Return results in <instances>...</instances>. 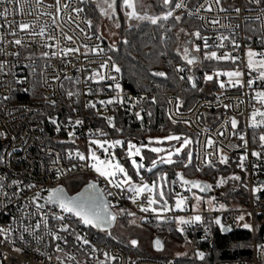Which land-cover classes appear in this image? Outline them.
<instances>
[{
    "label": "built area",
    "instance_id": "obj_1",
    "mask_svg": "<svg viewBox=\"0 0 264 264\" xmlns=\"http://www.w3.org/2000/svg\"><path fill=\"white\" fill-rule=\"evenodd\" d=\"M81 1L84 0H59V4L57 0H8L0 3V63L4 65L0 69V134H4L0 135V156L3 157V161H0V177L3 178L0 179V184H3L0 190V227L11 226L13 229L8 240L0 235V264H100L101 261L105 264H179L176 257L152 258L127 252L119 245L104 240L94 228L78 224L76 218L68 214H64V223H70L69 231L58 232L61 222L52 217L61 214L60 210L54 205L45 204L44 197L48 195V189L65 186V181L78 176L92 180L112 206L111 211L116 213V219L130 218L127 213L132 212L135 213L132 217H140L141 222L173 224L175 216L188 219L195 214L201 215V223L184 226V233L179 234L192 244L187 258L196 257V251L203 252L205 256L211 252L217 241L215 228L218 227L214 221L219 215L222 222L232 229L250 224L251 230L247 229L250 234L249 258L212 264H264V230L260 231L264 226V216L260 218L264 215V146L259 140L261 133L264 134V125L259 123L262 118L257 115L258 126H251L253 111L264 112V104L256 98L257 91H264V82L258 78L257 71L249 75L246 60L249 49L264 53V43L261 42L264 38V0L260 4L255 0H221L219 5L215 0H182L184 7L179 9L174 8V3L180 0H173V16H185L196 21V32L206 37L209 45L205 49L204 40L193 35L192 45L195 48L199 45L200 51H192L190 55L199 59L192 65L169 62L170 73L181 86L176 90L167 87L162 90L126 88L127 81L123 79L122 71H111V63L115 62L109 53L111 44H103L99 35L92 32ZM235 7L241 11H233ZM4 8L8 9L6 16L3 15ZM221 8L226 11H220ZM22 23L28 24L29 28L22 30L19 27ZM222 37L227 39L221 40ZM16 39L21 40L20 45L14 43ZM233 41L240 47H234ZM205 51H215L218 57L227 55L238 59L234 62L231 59H215L225 61V66L203 71L200 82L205 95L184 109V100L179 97L181 89L189 76L188 71L200 64ZM103 62L109 63L108 69H100ZM177 68L184 71L178 72ZM235 70L243 73V86L236 85L235 78L229 82L226 75H215ZM96 71L106 77L115 76L116 79L106 78L96 82L99 79L93 75ZM206 74L213 76V80L206 82ZM250 78L255 81L252 88L247 85ZM117 83L119 90L115 87ZM221 83L224 84L223 88L220 87ZM69 92L73 95L69 96ZM5 96L9 99L4 100ZM159 96L165 97L168 118L186 125L194 136L195 143L188 150L192 153L191 162H187L199 170L220 165L232 167L235 175L240 177L237 183L244 190L245 204H240L238 200L228 202L215 199L210 207H203L195 213H144L133 206L131 193L126 190L121 192L93 173L90 159L81 161L76 157V152L88 157L89 148L93 147L90 141L95 138H121L125 143L123 137L112 136L115 130L116 134L121 133L118 122H127L133 128L149 129L150 124L145 120L149 113L147 108L155 105ZM177 98L180 100L179 108L176 106ZM109 99H114V102L99 103ZM119 100L123 103L117 102ZM90 102L96 107H88ZM136 112H140L142 120L136 118ZM107 117L113 118L114 127L109 126ZM233 118L237 121L236 129L231 126ZM52 119L59 125V131L57 124L51 123ZM76 120L82 123L77 125ZM70 132L72 136H69ZM240 135L245 136L246 146L239 139ZM149 139L146 137L143 142ZM209 139L213 141L210 147L207 145ZM253 151L260 153V156H253ZM9 152L11 156L7 155ZM241 155H246L243 169L239 166ZM220 156L228 158L226 163L220 162ZM116 158L120 159L119 155ZM209 160L211 166H208ZM57 170L63 173L59 178ZM176 173L173 174L174 182L179 184ZM141 176L143 182L147 181L146 176ZM136 179L140 182V177ZM260 180L262 183H259ZM12 181H18V186L13 185ZM28 185L35 187L29 188ZM254 188L259 191L254 193ZM5 192L11 197L10 202L4 196ZM37 192L40 193L37 203L43 205L41 209L30 203ZM42 215L48 221L47 227L40 219ZM241 215L244 219L238 220ZM37 221L41 225L38 230L35 229ZM25 228L28 231H24ZM205 228L208 229L207 234ZM49 232L60 235L61 239L54 240ZM194 232L197 233L196 241L201 244L199 250L194 249ZM75 234L88 239L90 245L81 244L75 239ZM57 245L60 251L56 250ZM92 246L98 251L93 252ZM16 248L21 251H15ZM105 252L115 259L106 261Z\"/></svg>",
    "mask_w": 264,
    "mask_h": 264
},
{
    "label": "trees",
    "instance_id": "obj_2",
    "mask_svg": "<svg viewBox=\"0 0 264 264\" xmlns=\"http://www.w3.org/2000/svg\"><path fill=\"white\" fill-rule=\"evenodd\" d=\"M97 0H85L81 1L86 18L91 21L90 28L93 33H97L101 38L103 44L108 45V41L105 39L101 31L99 30L100 19L102 18V12L99 8ZM137 5V11L141 14L159 16L166 12L168 8L163 6L162 0H135ZM118 5L121 0H117ZM116 20H118L120 27L117 28V40L110 46L109 53L114 61L120 66L122 76L126 83V88H144V89H167L176 90L181 87L175 80L173 73H170L169 62L175 61L182 65L187 63L179 56L177 52L179 44V36L181 33L191 34L198 30L197 22L188 17H181L179 21L175 20V16L170 17L167 21H158L153 25L148 21H132L129 25L124 18V14L121 7L117 6L115 11ZM183 29V31H181ZM127 41L125 44L124 41ZM226 62L221 60H206L202 59L198 66H195L192 70L188 71V75L193 77L196 83V88H193L191 83L188 82V77L183 84L179 97L184 100V109L190 107L192 103L201 96H204V90H201L200 77L204 70L214 68L220 69L225 66ZM188 69V68H187ZM164 72L165 76H154V72ZM148 112L145 120L150 124L149 129L133 128L132 125H128L127 122H118V127L121 129V133L116 134V130L112 133V136H119L125 139V143L129 140H133L135 143L142 142L146 137L155 138L156 136H163L176 133H185L192 138L194 142V136L187 129V126L182 123H173L166 115L165 110V97L159 96L158 102L155 105L148 106ZM160 128V129H159ZM159 129V130H157ZM124 143V144H125ZM195 143V142H194ZM193 143V144H194ZM187 153L189 151L182 152L179 156H176L174 160L176 163L169 165L157 162V166L151 171L147 168L140 169L143 176L147 177L149 181H155V183L161 184L165 197L172 201L176 193V189L181 183L176 184L174 182L173 174L176 171L181 173L184 178L191 180H202L212 185L216 191L215 196H219L221 200L228 202L238 200L240 204H245L244 190L241 185H238L237 180L231 179L235 175L234 169L230 166L220 165L217 168L208 167L197 171V169L187 162ZM191 153V152H190ZM123 151H117V155L120 157L121 163H126L130 168V163L126 162L123 158ZM145 163L147 167L151 165L153 159H157V154L144 150ZM192 154V153H191ZM184 164H188V167H184ZM131 170V174L136 177V174ZM165 177V180L159 179ZM223 179L224 183L217 187V182ZM84 186V185H83ZM82 186V187H83ZM79 188H70L66 186V190L69 193H75L81 190ZM264 215H261L262 218ZM141 224L153 232V235L159 238H163L168 235L179 237V233L173 229L171 222L165 223H149L148 221H142ZM159 226L160 229L157 227ZM171 229V230H170ZM170 230V231H169ZM264 230V226L260 231ZM196 232L193 233L194 249H201V244L196 241ZM216 244L211 249V252L204 256L203 260H196L194 258H176L179 259V264H185L189 262H205L212 264L214 262L232 261L247 259L250 255V234L247 229L233 228V230L222 235L217 228H215ZM102 238L108 241L112 245H119L127 252H132L137 256L161 258L158 254L152 250L139 249L137 244L138 240L135 237L124 241L115 237L113 234L108 236L101 235ZM136 240L135 246L131 245V241ZM164 258V257H162ZM166 259V258H165ZM189 259V260H184ZM191 259V260H190Z\"/></svg>",
    "mask_w": 264,
    "mask_h": 264
},
{
    "label": "snow or ice",
    "instance_id": "obj_3",
    "mask_svg": "<svg viewBox=\"0 0 264 264\" xmlns=\"http://www.w3.org/2000/svg\"><path fill=\"white\" fill-rule=\"evenodd\" d=\"M8 2V0H0V3H6ZM13 2H15V0H13ZM106 4H107V9L106 10H102V14L104 15H109V13H111V15L115 14L116 8L117 6L121 7L124 9V15L126 17L127 20L131 21V20H136V21H148L151 24L155 25L158 23V21H167L170 17L173 16V8H172V4H173V0H162L163 6L168 8V10L166 12L163 13V15L160 16H155V15H148V14H141L140 12L137 11V5L135 0H121V3L118 5L117 0H105ZM216 4L219 5L221 0H215ZM255 2L257 4H260L262 2V0H255ZM57 4H59V0H57ZM184 7V4L182 2V0H180V2H175L174 3V8L179 9ZM208 10L210 11L211 8L209 7ZM75 11L79 12L82 11V9H75ZM220 11H226V9L221 8ZM233 11H235L236 13H239L241 11V9L239 7H235L233 8ZM8 12L7 8H4L3 11V15L6 16ZM111 18V16H110ZM181 19L180 16H176L175 20L179 21ZM201 19H203L201 17ZM89 24V26L91 25V21L87 22ZM213 23H218V21H213ZM22 30L24 29H28L29 25L26 23H22L19 26ZM116 27L119 28L120 24L119 22L116 23ZM181 31H183V29H181ZM43 33V29L41 30V34ZM14 34V33H13ZM192 35H194L197 39H203L204 40V45L203 47L205 49H207L209 47L208 42H207V38L206 37H201V34L199 31L192 33ZM221 40L223 39H227V37H222L220 38ZM262 43H264V38H262ZM14 43L16 45H20L21 44V40L16 39L14 41ZM124 43L126 44L127 41L125 40ZM190 43V42H189ZM233 45L236 48H239L240 45L235 44V41H233ZM222 46V44L220 45ZM70 51H75V50H70ZM179 52V49L177 50ZM184 55H183V59L186 61V63L188 65H192L194 64L199 57L194 56V55H190L189 53V48L185 47L184 48ZM195 51L199 52L200 51V46L197 45L195 48ZM11 55H19L18 53H11ZM44 55H47V53H45ZM247 68L249 69V75H251L252 71H257L258 72V78L264 82V53H257L254 52L252 50H248L247 53ZM257 57H259V59H257ZM204 59L206 60H213V59H231L233 60V62L238 59L237 57H228L227 55H225L224 57H218L217 53L215 51H211V52H207L205 51L204 53ZM109 60H111V58H109ZM3 64L0 63V69L3 68ZM109 68V63L108 62H103L100 64V69H108ZM111 71L115 72V73H119L121 71V69L116 65L115 62L111 63ZM176 71L178 72H183L184 69L183 68H177ZM154 76H160L163 77L165 76L164 72H154L152 73ZM94 76H97L99 79L96 82L99 81H103L106 78L111 79V80H115L116 77L115 76H109L106 77L104 74H102L99 71H96L93 73ZM215 75L219 76V75H226L229 78V82H231L233 80V78H235V84L236 85H240L243 86L242 82H241V77L243 75L242 72H240L239 70H235V71H228L226 73H215ZM181 79H184V77H181ZM204 80L207 81H211L213 80V76L211 75H205L204 76ZM188 82L191 83L193 88H196V83L193 80L192 76L188 77ZM255 83L254 79L250 78L247 81V85L249 88L253 87V84ZM235 86V85H234ZM116 89L119 90L120 89V85L117 83L115 85ZM220 87L223 88L224 84L221 83ZM69 96H72L73 93L69 92L68 93ZM256 98L262 103L264 104V91H257L256 92ZM4 100L9 99V97L5 96L3 97ZM47 99V98H45ZM219 99V98H218ZM114 102V99H109L108 101H99L100 104L104 105V104H112ZM117 102L123 103L122 100H119ZM153 102H155V99L153 98ZM169 103H171V101H169ZM53 106H55V102H52ZM88 107H92L95 108L96 105L92 104L91 102L89 103V105H87ZM176 106L177 108H179L180 106V100L179 98H177L176 101ZM225 107H227V105H225ZM259 115L262 119L259 122L260 124L264 125V112H260L259 110H255L252 113V124L251 126L253 128H256L258 126L257 122H256V116ZM135 116L138 120H142L141 114L140 112H136ZM149 116H151V113L149 112ZM107 122L109 124V126L114 127L113 124V118L112 117H107ZM171 119V117H170ZM51 123L53 124H57L55 119L51 120ZM82 123L80 120H76L75 124H80ZM173 123H176L175 120H173ZM231 126L233 129L237 128V121L235 118H233L231 120ZM57 131H59V125L57 124ZM119 131V130H118ZM0 135H4V134H0ZM73 133H69V136H72ZM239 139L241 141H244L245 146L247 145V141L245 139L244 135H240ZM253 139L255 140V136L253 137ZM164 140L167 141H178L180 142V146L176 147L174 151H168L167 155H159L160 153L165 152V149L162 147H151L150 151L153 153L158 154L157 159H153L151 161V167L148 168V171H151L152 168H155L157 166V162L159 161V163H164V164H169L172 165L174 163H176V161L173 159V156H179L182 149L184 148V146H186L188 143H190V141L188 139H184L181 141V137L179 136H175V135H168L167 137H165L163 140L157 139L155 141H153L151 138L148 141V144L151 145L153 143L160 145L164 142ZM259 140L262 144V146H264V134H261L259 136ZM124 142L121 140H113L111 142L104 140H91L90 144H95L97 145L99 148L103 149L104 152L107 154L109 149H114L117 145H122ZM213 144V141L211 139L208 140L207 145L210 147ZM105 145H107V147H105ZM142 147H145V145H143V143L141 144V146H137L136 144L132 143L131 140H129L127 142V158L131 160V164L132 167L136 170V175L140 176V169H143L145 167L143 160L144 157L141 155V149ZM13 151H15V149H13ZM8 156H11L12 153L9 152L7 153ZM76 157H78L79 160L81 161H85L86 159H90L91 161H93V163L90 164V167L92 170H94L96 173H98L99 176L105 178L109 184H111L113 187L121 190V192L123 191H127L129 193H131L130 199L132 200L133 203L136 202L137 198L141 197L143 194L147 193L148 195L145 197L146 199V205L141 204L140 206V211L147 213V212H168L171 211L172 209L168 206V201L165 199V194L164 192L161 190H158V185L153 182L152 185L150 186L147 183L143 182V177L140 176V183H135L133 182L132 177L128 174V172L125 170V168L122 166V164L116 160L114 155L111 156H106L105 159L101 160L96 154L95 152H93L91 150V148H89V156L86 157L84 154L80 153V152H76ZM191 153H187V158H188V162H191ZM252 155L255 157H259L260 153L253 151ZM133 157H140V162H137L136 159H133ZM227 157L225 156H220V162L221 163H226L227 161ZM246 159V155H241L239 157L240 160V167L241 169L244 168V160ZM0 161H3V157L0 156ZM208 166H211V161H208ZM184 167H188V164H184ZM253 167H255V165H253ZM197 171H199V169H197ZM58 172V178L60 175H63V173L59 172V170H57ZM118 174H122V178H117ZM176 176L178 178V180L181 182L182 185H190V188H188V191H191L192 188H197L199 189L201 192L208 190L212 187V185L209 184H201V182L199 181H193V180H187L184 178V176L181 173H176ZM0 179H3L2 177H0ZM159 179L161 180H165V177H160ZM231 179L234 180H240L239 176H232ZM13 185H17L18 186V181H12ZM224 181L223 179H221L220 181L217 182V187H219L221 184H223ZM29 188H33L35 187V185H28ZM3 189V184H0V190ZM96 189V185L95 184H89L88 188L85 189L84 192H81L75 196H69L66 194L65 190L63 187H54V188H50L48 189V195L46 197H44L45 200V204H51L54 205L56 208H58L60 210L61 214H57L54 215L52 218L54 220L60 221V227L58 229V232H68L70 229V223H64L66 217L64 214H68L71 217H75L76 218V222L78 224H82L85 227H90V228H96L99 229L102 232H107L108 236H111V232L107 231L108 229L111 228V226L113 225V223L116 220V213L112 212L111 209V205L106 201V200H102L100 198V195L97 194L95 192ZM259 191V189L254 188L253 192H257ZM111 194V193H109ZM13 195H15V193H13ZM4 196L8 199V201H11V197L8 196V194L5 192ZM38 199H40V193L37 192L36 195L32 198V200L30 201L31 204L35 205V207L37 209H41L43 208V205L37 203ZM187 197H178L175 201V208L176 210L179 211H184L185 210V201H186ZM194 199L197 201V204H199L201 197L199 196H195ZM211 202V201H209ZM160 203L161 207L160 209H157L155 207H153L154 205ZM221 208H223V205H221ZM122 212L124 211L123 209L121 210ZM192 211L195 213L198 211V208L196 205L192 206ZM129 216H134L135 213L132 212H128L127 213ZM41 220L44 221V225L45 227L48 226V221L46 219L45 216H41L40 217ZM244 216L241 215L238 217V220H243ZM15 220V218H14ZM173 221L177 224V231L180 233H184V226H191V225H195V224H199L202 222V217L199 214H195L193 216H191L188 219H185L183 216H175L173 217ZM214 223L216 225L220 226V230L223 232L225 230L230 231L231 229L228 228L226 229L225 226L221 223V220L219 218H216ZM40 222L37 221L35 224V229L38 230L40 228ZM243 227L246 229L251 230L252 226L250 224H243ZM24 231H28V228H25ZM13 229L11 228V226H9L8 228H2L0 227V235H2L4 237L5 240L9 239V236L12 234ZM208 229L205 228V233L207 234ZM50 236H52V238L54 240H60L61 237L58 234H53L52 232L48 233ZM21 240L24 239L23 236L20 237ZM75 239L77 241H79L81 244L83 245H90V241L86 238H82L79 234H75ZM12 243H14V241H10ZM131 244L133 246H135L137 244L136 240H132ZM156 249L162 250V243L159 239L155 240L154 242ZM17 252H20L21 249L20 248H16L14 249ZM57 251H60V247L59 245H57L56 247ZM91 250L93 252L98 251V249L95 246H92ZM41 255H43V253H41ZM197 257L200 260L204 259L205 254L203 252H197L196 253ZM105 256V260H109L112 259L114 260L115 257H109L108 253H104ZM49 259H51V257H49ZM59 259V258H58ZM100 264H105L104 261H101Z\"/></svg>",
    "mask_w": 264,
    "mask_h": 264
},
{
    "label": "rangeland",
    "instance_id": "obj_4",
    "mask_svg": "<svg viewBox=\"0 0 264 264\" xmlns=\"http://www.w3.org/2000/svg\"><path fill=\"white\" fill-rule=\"evenodd\" d=\"M98 4H99V8L102 12V10H106L107 9V4L104 0H97ZM123 14H124V9L121 8ZM111 16V18H110ZM126 20V19H125ZM118 22V20H116V16L115 14L114 15H111V13H109V15H104L102 14V18L100 19V25H99V30L101 31V33L103 34V36L105 37V39L108 41L109 44L113 45L116 40H117V27H116V23ZM127 22V25H129L131 21L129 20H126ZM192 38H193V35L191 34H187V33H181V35L179 36V46H178V49H179V56L182 58L183 55H184V48L185 47H188L189 48V53L191 54L192 51H195V47L192 45ZM190 42V43H189ZM177 49V50H178ZM183 59V58H182ZM246 60H247V55H246ZM262 134V133H261ZM169 135H175V136H179L181 137V141L184 140V139H188L190 141V143H188L186 146H184V148L182 149L181 153L184 152V151H187L189 150V147L190 145L193 143L192 142V138L191 136L185 134V133H176V134H169ZM168 135H163V136H156L155 138H151L153 141L157 140V139H160V140H163L165 137H167ZM93 140H101V141H104V140H107L109 142L113 141V139H107V138H95ZM115 140H121L123 141L121 138L119 139H115ZM128 142V141H127ZM127 142L122 145H117L114 149H109L108 153L106 154L104 152L103 149L99 148L97 145L95 144H92L93 147H92V151L95 152V154L101 159H105L106 156H111V155H114L115 158H116V155H117V150L118 149H123V158L126 160V162H129L130 163V168L128 167V165L126 163H121L122 166L125 168V170L128 172V174L132 177L133 179V182L135 183H140L138 182V180L136 179L137 177H140L142 174L140 172V176H137L136 177L131 174V170H134V174H136V170L132 167V164H131V160L127 158ZM134 144H136L138 147L141 146L142 142H138V143H135V142H132ZM143 145H145V147H142L141 149V155L144 157V162H145V154H144V150H147L149 152L150 151V148L151 147H162L165 149V152L163 153H160L159 155H164L166 156L167 155V152L168 151H174L176 147H179L180 146V142L178 141H167V140H164V142L160 145H157L155 143L149 145L148 144V141H146L145 143L143 142ZM105 147H107V145H105ZM153 153V152H152ZM180 153V154H181ZM156 154V153H154ZM158 155V154H157ZM176 156H173V159L175 158ZM136 158H140V157H133V159H136ZM117 160V159H116ZM118 161V160H117ZM91 163H93V161L90 160ZM139 162V161H137ZM151 165H149L147 167L150 168ZM145 169V168H144ZM153 169V168H152ZM93 173L95 174H98L96 173L94 170H92ZM117 178H122V174H118L117 175ZM105 179V178H104ZM106 180V179H105ZM107 181V180H106ZM108 182V181H107ZM155 182L154 180L153 181H145L144 183H147L149 184L150 186L152 185V183ZM89 183H92V180L89 179V178H85L83 176H78V177H74V178H70L69 180L65 181L64 182V185L65 187L66 186H69L70 188H79V187H82L83 185H87ZM163 191V188H162V185L161 184H158V190H161ZM188 187L187 185H179L178 188L176 189V193L174 195V199L172 201H169L166 197L165 199L168 201V206L172 209L171 211H168V212H181V213H184V212H188V211H192V206L193 205H196L197 208H198V211L199 210H202L203 207H210L212 205V203L216 200H220L221 201V198H219V196H204V195H201L195 191H188L187 190ZM213 190H215L213 188ZM216 193V191H214ZM217 194V193H216ZM148 194L145 193L143 194L141 197L137 198L136 202L133 203V206L136 208V209H139L140 210V206L141 204H144L145 206L146 205V199L145 197L147 196ZM195 196H199L201 197V200L199 202V204H197V201L194 199ZM178 197H187L186 201H185V210L184 211H179V210H176L175 208V201ZM211 201V202H209ZM153 207L157 208V209H160L161 207V204L158 203L156 205H154ZM148 213H151V214H163V213H166V212H148ZM173 222V225L175 227H178L177 224ZM109 231L111 232V234H113L115 237L119 238V239H123L124 241H127L128 239L132 237H135L137 240H138V248L139 249H143V250H152V239L156 236L153 235V232H151L149 229L145 228L142 224H141V219L140 217H130V218H123V219H120V218H117L115 220V222L113 223V225L111 226V228L109 229ZM95 232L105 236L107 234V232H102V231H98V230H95ZM162 241H163V247H162V250L160 251H153L155 252L156 254H158L159 256L161 257H164V258H187L191 251H192V244L191 242L189 241H185L180 235L179 237H175L174 236H165L162 238Z\"/></svg>",
    "mask_w": 264,
    "mask_h": 264
},
{
    "label": "water",
    "instance_id": "obj_5",
    "mask_svg": "<svg viewBox=\"0 0 264 264\" xmlns=\"http://www.w3.org/2000/svg\"><path fill=\"white\" fill-rule=\"evenodd\" d=\"M84 1H85V0H84ZM0 149H1V146H0ZM116 159L120 162V160H119L118 158H116ZM136 160L140 162V158H136ZM120 163H121V162H120ZM143 163H144V165H145L144 168H147V164H146L144 161H143ZM176 177H177V176H176ZM185 179H186V178H185ZM187 180H191V179H187ZM193 181H199V182H201V184H208L207 182L202 181V180H201V181H200V180H193ZM180 183H181V182H180ZM259 183H262V180H260ZM89 184H94V183L92 182V183H89ZM89 184L84 185V186L81 188V190H79L77 193H75V194H73V195H70V194L67 192V190L65 189V187H64L63 185H59V187H63L67 195H69V196H75V195H77V194H79V193H81V192H84L85 189L88 188ZM57 187H58V186H57ZM187 187L190 188V185H187ZM191 191H195V192H197V193H199V194H201V195H204V196H213V195H215L214 191H213L211 188L208 189V190H205V191H203V192H201V191H200L199 189H197V188H192ZM95 192H96L97 194L100 195V198H101L102 200H106V198L104 197V195L102 194V192L99 190V188H98L97 186H96ZM106 201H107V200H106ZM217 218H219V219L221 220V223L225 226L226 229H228V228L231 229L230 231L225 230V231L222 232V231L220 230V226L217 225L218 230H219V232H220L222 235H226V234L230 233V232L233 230L231 226L225 225V224L222 222V217H221V215H219ZM94 229L100 231L99 229H96V228H94ZM107 231H109V229H108ZM178 233H179L180 235H182V233H180V232H178ZM157 239H159V240L161 241L162 245H163V242H162V239H161V238H159V237H154V238L152 239V250L155 251V252L158 251V250L156 249V247H155V244H154L155 240H157ZM131 245H132V244H131ZM159 251H160V250H159ZM197 252H198V251H196V253H197ZM196 259H199V258L197 257V255H196Z\"/></svg>",
    "mask_w": 264,
    "mask_h": 264
},
{
    "label": "flooded vegetation",
    "instance_id": "obj_6",
    "mask_svg": "<svg viewBox=\"0 0 264 264\" xmlns=\"http://www.w3.org/2000/svg\"><path fill=\"white\" fill-rule=\"evenodd\" d=\"M0 146H1V139H0ZM65 187V186H64ZM65 189H66V187H65ZM68 192V191H67ZM78 192V191H77ZM77 192H75V193H77ZM69 193V192H68ZM75 193H69L70 195H73V194H75ZM111 210V209H110ZM163 242V241H162Z\"/></svg>",
    "mask_w": 264,
    "mask_h": 264
},
{
    "label": "bare ground",
    "instance_id": "obj_7",
    "mask_svg": "<svg viewBox=\"0 0 264 264\" xmlns=\"http://www.w3.org/2000/svg\"><path fill=\"white\" fill-rule=\"evenodd\" d=\"M188 107H189V106H188ZM188 107H187V108H188Z\"/></svg>",
    "mask_w": 264,
    "mask_h": 264
}]
</instances>
